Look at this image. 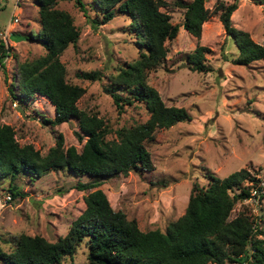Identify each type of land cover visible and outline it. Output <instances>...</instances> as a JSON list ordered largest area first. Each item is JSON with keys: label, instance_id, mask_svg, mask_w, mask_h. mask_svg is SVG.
<instances>
[{"label": "rangeland", "instance_id": "rangeland-1", "mask_svg": "<svg viewBox=\"0 0 264 264\" xmlns=\"http://www.w3.org/2000/svg\"><path fill=\"white\" fill-rule=\"evenodd\" d=\"M166 1L160 9L169 13L171 22L180 23L184 8L174 0ZM217 1L204 0L212 11L203 20L199 36L179 24L175 36L164 40L165 56L145 71V81L157 89L163 101L185 106L191 118L157 128L154 137L146 141L152 169H130L98 184L112 207L135 218L143 230H165L171 220L184 212L193 182L206 184L207 170L224 176L246 167L256 177L264 175V58L246 64L233 61L238 48L220 21L219 9H213ZM236 1L230 14L232 24L248 30L254 40L263 41L264 3ZM84 3L90 16H101L94 0ZM55 6L69 11L79 29L75 43L70 42L59 54L66 81L84 87L76 104L103 118L107 138L115 137L121 126L146 119L149 111L142 99H121L123 107L117 108L111 92L116 90L122 97L129 94L115 76L139 55L131 17L116 10L110 19L93 27L74 0H57ZM37 9L34 0H0V28L6 26L12 14L5 35L9 50L0 57V122L13 126L19 143L31 142L42 153L59 135L64 147L74 144L80 150L84 138L78 140L74 133L79 128L76 117L51 123L44 120L54 115V105L46 96L35 93L19 101L8 90L18 62L46 51L40 41L25 37L39 28ZM197 43L209 47L203 57L205 65L211 66L209 70L190 67L187 53ZM92 69L100 70L99 78L80 75ZM89 179L91 175L74 173L66 166L51 168L32 178L27 172H18L11 180L23 193L11 195L0 210V247L11 250L13 239L21 232L41 234L49 240L64 235L85 206L83 196L93 188L79 189L74 184ZM8 182L9 178H0V191H7ZM240 211L262 228L259 235L263 236L264 195L257 200L249 196L237 198L228 218ZM87 260L84 236L74 253L64 255L59 264H87ZM0 264L5 263L0 260ZM225 264L241 263L226 260Z\"/></svg>", "mask_w": 264, "mask_h": 264}, {"label": "trees", "instance_id": "trees-1", "mask_svg": "<svg viewBox=\"0 0 264 264\" xmlns=\"http://www.w3.org/2000/svg\"><path fill=\"white\" fill-rule=\"evenodd\" d=\"M56 1L34 0L39 28L25 37L37 39L46 51L18 62L8 90L19 101L35 93L46 96L54 105V115L44 120L59 123L76 117L79 128L74 133L78 140H84L78 150L74 144L64 147L59 135L42 153L31 142L19 143L13 126L0 122V178H9L7 190L15 196L23 193L11 180L18 172H27L32 178L51 168L66 166L74 173L92 176L87 181H77L74 184L77 188H93L83 196L85 206L64 235L49 240L41 234L21 232L13 239L11 250L0 247V260L5 264H59L64 255L74 253L86 236L87 264H225L226 260L264 264V234L259 235L262 228L244 211L228 218L234 201L249 196L250 187L259 179L246 167L231 170L224 176L207 170L206 184L193 182L184 212L171 220L165 230L141 229L135 218L113 208L105 191L98 186L106 177L126 174L130 169H152L146 141L154 137L157 128L191 118L185 106L163 101L157 89L145 81V71L165 56L164 40L175 36L179 24L199 36L201 24L212 10L204 0H174L184 10L181 22L173 23L169 13L159 7L166 0H94L101 11L100 17L89 15L84 0H74L93 27L110 19L116 10L126 12L140 47L138 57L115 76L129 94L122 97L116 90L111 92L117 108L123 107L121 99L127 102L142 99L149 115L143 121L117 128L116 136L107 138L108 128L103 118L76 104L84 87L65 79V65L59 54L70 42L75 43L79 29L69 11L55 6ZM236 6V0L227 3L219 0L213 8L219 9L220 21L238 48L233 61L246 64L264 58V40L256 41L248 30L232 24L230 14ZM207 49V45L197 43L187 53L191 68L211 69L203 60ZM5 54L7 46L0 38V57ZM80 75L96 79L101 72L92 69ZM245 180L248 181L244 183ZM234 186L238 190H232ZM263 195L264 190L260 193Z\"/></svg>", "mask_w": 264, "mask_h": 264}, {"label": "built area", "instance_id": "built-area-1", "mask_svg": "<svg viewBox=\"0 0 264 264\" xmlns=\"http://www.w3.org/2000/svg\"><path fill=\"white\" fill-rule=\"evenodd\" d=\"M12 19V14L9 17L6 26L3 28H0V38L3 40L4 45L7 46V51L9 50L7 39H6V33L8 24ZM6 55V54H5ZM258 181L255 185H252L250 187V195L249 197H252L253 199L257 200L260 197V193L264 190V175L258 176ZM11 199V192L9 190L7 191H0V210L8 203V201Z\"/></svg>", "mask_w": 264, "mask_h": 264}, {"label": "water", "instance_id": "water-1", "mask_svg": "<svg viewBox=\"0 0 264 264\" xmlns=\"http://www.w3.org/2000/svg\"><path fill=\"white\" fill-rule=\"evenodd\" d=\"M18 107H20V106H18ZM22 109V108H21Z\"/></svg>", "mask_w": 264, "mask_h": 264}]
</instances>
